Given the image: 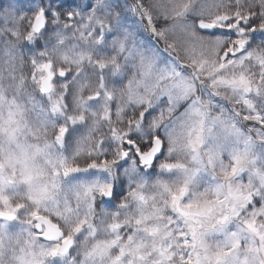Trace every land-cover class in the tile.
Masks as SVG:
<instances>
[{"label":"snow or ice","instance_id":"obj_1","mask_svg":"<svg viewBox=\"0 0 264 264\" xmlns=\"http://www.w3.org/2000/svg\"><path fill=\"white\" fill-rule=\"evenodd\" d=\"M0 24L88 42L76 72L33 61L43 102L0 93V264H264V0H0Z\"/></svg>","mask_w":264,"mask_h":264},{"label":"clouds","instance_id":"obj_2","mask_svg":"<svg viewBox=\"0 0 264 264\" xmlns=\"http://www.w3.org/2000/svg\"><path fill=\"white\" fill-rule=\"evenodd\" d=\"M57 32H62L61 38L57 37ZM137 41H144L145 46L152 47L155 45L160 49V56L167 59L163 48L154 41L149 43L147 36H137ZM40 44L43 48L36 44L35 40L28 39L27 25H19L15 30L13 26L8 25L5 29L3 24H0V93H3L8 99H16L19 103L25 104L30 108L28 97L31 96L38 102L41 100V95L38 89L32 82L33 75V61L34 60H50L57 69L63 67L65 70L72 72L77 71L74 64L67 63L64 60L65 54L69 57L78 54L81 50H86L88 42L80 39V36L75 31H68L64 29H56L55 32H50L47 37L40 39ZM40 53H43L41 57ZM117 55L119 63L124 67V73L129 78L137 75V69L134 67L135 61L123 59V55ZM185 63L187 61L185 60ZM87 66H84L86 69ZM69 83H72L69 81ZM75 89V84L72 85ZM60 85H57L59 91ZM183 109H178L176 115H179ZM173 116V121L176 118ZM34 118V115H33ZM76 179L62 182V188L59 195H70V188L72 185L78 183Z\"/></svg>","mask_w":264,"mask_h":264}]
</instances>
